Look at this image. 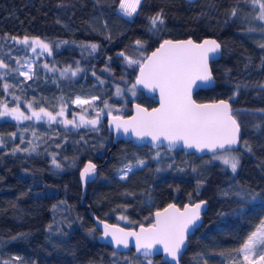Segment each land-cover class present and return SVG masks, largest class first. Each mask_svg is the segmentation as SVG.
Wrapping results in <instances>:
<instances>
[{
    "label": "trees",
    "instance_id": "16d2710c",
    "mask_svg": "<svg viewBox=\"0 0 264 264\" xmlns=\"http://www.w3.org/2000/svg\"><path fill=\"white\" fill-rule=\"evenodd\" d=\"M247 1L141 0L128 17L118 11L120 0H0V38L6 45L9 37H39L51 43V64L77 67L78 62L83 69L74 77L61 76L37 64L31 80L10 72L0 80V85L13 86H0V106L13 105L20 97L36 108L55 111L63 106L68 112L79 111L71 103L76 96L99 97L98 107L105 101L122 105L115 85L134 82L139 66L125 57L142 61L166 38L212 36L222 47L221 56L210 62L215 84L198 89L195 99H225L231 107L261 110L233 113L241 127L240 145L234 148L241 151L235 173L220 162L206 161L209 154L124 140L110 149L112 134L105 116L95 127L80 128L57 121L0 118V260L170 264L161 254L136 256L132 249L118 251L100 240L88 208L108 223L136 227L151 223L153 212L170 202L181 206L204 199L208 205L202 223L188 236L180 264H238L237 250L264 219V86L260 85L264 48L259 46L264 44V26L244 20L240 6ZM157 13L163 14L164 23L153 27L150 17ZM92 44L98 47L90 55L87 46ZM13 49L19 52L20 47L14 44ZM134 100L148 107L155 104L141 91L127 101L123 114ZM29 142L36 146L34 151ZM17 146L30 150L13 153ZM86 160L101 165L97 177L86 184L81 201L78 173ZM140 160L143 165L121 178L123 167ZM118 214L126 215L131 225L117 222ZM262 252L257 248L256 256Z\"/></svg>",
    "mask_w": 264,
    "mask_h": 264
},
{
    "label": "snow or ice",
    "instance_id": "6c2138e0",
    "mask_svg": "<svg viewBox=\"0 0 264 264\" xmlns=\"http://www.w3.org/2000/svg\"><path fill=\"white\" fill-rule=\"evenodd\" d=\"M141 0H122L121 9L131 16L136 12ZM250 2L258 6L259 15L257 19L264 22V0H250ZM232 16L236 15V9L232 10ZM150 23L153 27L157 24H163V14L157 13L150 17ZM9 39H16L9 37ZM21 45H26L33 52L37 48L51 54L52 47L40 40L38 37H23L18 40ZM139 45L141 42L136 41ZM264 48V44L259 45ZM90 48L91 55L97 49V45L92 44L87 46ZM221 45L216 40H204L197 44L192 40L172 42L165 40L159 48H157L151 56L145 61L133 60L131 57H125L129 64H138L140 75L136 79V84L132 86V93L135 95L136 85H144L151 91L159 92L160 107L152 109L149 112L140 105L136 106V115L129 120H123L120 117H112L111 123L115 125L117 131L123 130L128 133L130 130L138 138L151 137L153 141H167L171 148L176 144L183 143L186 148H194L198 151L205 149L215 153L218 149H225L226 146H233L239 143L240 126L235 116L231 105L226 100H220L214 104H197L191 96L193 84L199 80L201 82H210L212 74L209 68L210 54H215L220 51ZM118 55L124 56V53ZM19 67L9 69V65L0 59V69H9V72H0V80L8 76L10 72H15L23 76L26 80H31L35 74V69L31 61H25L23 64L19 60L16 61ZM43 68L49 71H56L55 68L49 69L47 64ZM83 71L78 65L73 68L71 65L60 70L61 76H76ZM95 75V73H93ZM4 89L13 87L8 83H2ZM116 94L121 95L122 90L117 87ZM99 97H91L90 99H82L76 97L71 103L81 106L82 112L87 113L88 105L95 111V118L88 119L85 114L79 115L77 121L76 115L72 119L66 118V109L61 106L59 111L53 115L45 108L40 107L38 111L32 110L31 115H25L17 107L9 109L6 105L0 110V117L10 116L13 119L37 121L47 120L49 123L55 122L57 117H65L59 120L60 124L73 125L76 128L84 126H97L100 123V116L104 109L95 110L94 102ZM29 108H33L32 103H28ZM107 101L104 102V108H108ZM264 111V110H262ZM28 129H24L27 131ZM13 136L16 134L13 133ZM35 136V133H33ZM0 143H3L0 140ZM31 145V142H29ZM35 145H31V150H35ZM29 148H20L17 146L12 151H29ZM249 151L251 149L249 148ZM159 156V152L157 153ZM218 160H222L223 164L230 167L235 173L239 167L240 161L236 156H216ZM143 165L144 161L137 162ZM53 164L59 168L60 164L53 157ZM127 171H131V165H126ZM96 165L89 162L83 169L81 175L87 178L90 174L95 173ZM123 171V170H122ZM127 171L124 176H127ZM124 178V177H121ZM239 195V193H237ZM255 199V197L253 198ZM205 202L197 203L193 206H185L183 211H180L175 205H168L163 212L155 213V223L148 228L141 227L139 232L125 231L114 225L103 223V236H111L117 246L125 247L129 244V237H135V246L137 252L143 250V255L147 258L157 244L163 245V249L174 260H178L181 248L185 245L189 230L198 226L200 221V211ZM124 219V217H121ZM51 228V226H49ZM264 249V219L256 227L245 240L243 245L237 250V255L240 257L238 264H264V252L256 256L257 247ZM221 255H224L221 253ZM17 259H19L17 257ZM147 264H151L149 260ZM233 264H237L233 261Z\"/></svg>",
    "mask_w": 264,
    "mask_h": 264
},
{
    "label": "water",
    "instance_id": "95a60500",
    "mask_svg": "<svg viewBox=\"0 0 264 264\" xmlns=\"http://www.w3.org/2000/svg\"><path fill=\"white\" fill-rule=\"evenodd\" d=\"M216 40L219 44L220 42L212 37V36H207V37H204L200 40H194L192 37H187V38H178V39H172V38H166L164 40H162L152 51H150L142 60L145 61L147 57L151 56V54L157 49L160 47V45L165 41V40H169V41H172V42H177V41H187V40H192L194 43H197V44H200L202 43L204 40ZM221 45V44H220ZM221 53H222V47L220 48V51L218 53H215V54H210V58H209V61H208V64H209V68H210V71H211V67H210V62L213 61V60H216L218 59L220 56H221ZM211 74H212V78H211V81L210 82H201L199 80H197L193 86H192V90H191V96H192V99L197 103V104H214V103H218L220 100H225V99H216V100H204V101H199V100H196L195 97H194V94L195 92L198 90V89H202V88H210V87H213L214 84H215V78L213 76V73L211 71ZM140 75V68L138 66L137 68V71H136V75H135V78H134V82L136 84V79L137 77ZM147 97H151L155 104L148 107L136 100L134 101H131V104H130V110L127 114H108L105 116V126H106V129L108 132H110L112 134V145L110 147L113 148L115 147L116 143L119 141V140H124V141H130L132 142L133 144L135 145H148L152 148H157V147H164L168 150H183L185 153H195L196 155H204V154H210V153H213L212 151H209L207 149H205L204 151H198L194 148H186L183 143H179V144H176L175 146L173 147H169L168 146V143L167 141H160V142H157V141H153L151 139V137H144V138H138L135 136V134L130 130L128 133H124L123 130L121 129L120 131H117L116 128H115V125L111 123L112 121V117L114 116H117V117H120L122 118L123 120H129L131 117L135 116L136 115V106L137 105H140L142 108H145L147 109L149 112L152 111V109L154 108H159L160 107V97H159V92L158 90L157 91H151L150 89H148L147 87H145L144 85H136ZM227 101V100H226ZM229 102V101H228ZM230 104V103H229ZM232 110H233V113L235 111H239V110H256V111H261V110H257V109H248V108H245V107H231ZM263 112V111H262ZM237 120V119H236ZM238 122V121H237ZM240 126V125H239ZM240 138H241V127H240V132H239V143L237 145H233V146H226L225 149H230V148H237L239 145H240ZM225 149H218L216 152L218 151H221V150H225ZM110 157V155L108 154L104 161L101 163L102 165H104L108 158ZM93 163L96 165V171L95 173H92L90 174L87 178H84L82 177L81 173L84 169V167L89 163ZM99 163H96L92 160H86L83 165L81 166V168L79 169V173H78V177H79V181H80V184H81V187H82V196H81V201H82V198L85 194V190H86V184L92 180H94L97 175H98V169L100 167ZM205 202L201 208V211H200V221H198V226L199 227L202 223V220H203V213L204 211L206 210L207 208V201L204 200V199H200V200H196L194 202H186L184 203L183 205H178L174 202H170L168 204H166L165 206H163L162 208H158L156 209L153 214H152V222L149 223V224H139L137 225L136 227H126V226H122L120 224H117V223H108L102 219H99L89 208H88V211H89V214L91 215L93 221H94V224L96 225V227L100 230V233L98 234V237L100 240L102 241H105L107 242L112 248H114L115 250H120V251H124V250H128V249H132L134 254L136 256H144L143 255V250H141L140 252H137L136 250V246H135V237H129V244L127 247L123 246V245H120V246H117L115 244V242L113 241L112 237L109 236V237H104L103 236V223H101V221H103L104 223L108 224V225H114V226H117L119 228H122L124 229L125 231H135V232H139L140 231V228L141 227H144V228H148L150 225L154 224L155 223V213L156 212H163V210L165 208L168 207V205L172 204V205H175L178 209H180V211H183L185 206H193L197 203H201V202ZM197 227H194L192 229L189 230V233H188V236L191 235L195 229ZM188 236H187V239L185 241V245L181 248V251L179 253V258L178 260H174L167 252L164 251L163 249V245H160V244H157L155 246V248L151 251V254L148 256H154V255H159L161 254L162 255V258L167 261L168 263L170 264H180V258L181 256L183 255V253L185 252V249L188 245Z\"/></svg>",
    "mask_w": 264,
    "mask_h": 264
},
{
    "label": "rangeland",
    "instance_id": "374dc122",
    "mask_svg": "<svg viewBox=\"0 0 264 264\" xmlns=\"http://www.w3.org/2000/svg\"><path fill=\"white\" fill-rule=\"evenodd\" d=\"M121 2H122V0H120V3L118 5V11L121 14H123L125 16H128L121 9ZM128 2H132V0H128ZM240 7L242 8V11H243L242 17L244 18L245 21H247L249 23H252V24H261V25L264 26V22H262V21H260V20L257 19V16L259 15V8H258V6L253 5L250 2V0H249L244 5H241ZM128 17H130V16H128ZM22 38L23 37H21V38L18 37L16 39H10V44H8V45L5 44V39L0 38V59H3L4 62L9 65V69H15V68H17V67L20 66V65L17 64V62H16L17 60H19L21 64H23L25 61H31L34 68H35V66L37 64H41V65L47 64L49 66V69L55 68L56 69V72L59 73V74H60V70L61 69H64L65 67L68 66V65L57 66L55 63H52L51 64L49 62V58L51 57V54H49L47 52H44L40 48H37L36 51L33 52L29 46L21 45V44L18 43V40L19 39H22ZM30 38H33V37H30ZM39 39L42 40V41H44L45 43H48L51 46V43L50 42H48V41H46L44 39H41V38H39ZM14 44H16V45H18L20 47L19 52L14 51V49H13V45ZM73 68H75V67H73ZM9 69H0V72H6ZM134 84H135V82H131L130 84H128L126 86L118 85V84L115 85V94H116L117 87H119L122 90V94L121 95H117L116 94L117 97L123 98V102L124 103L122 105L108 104L109 107L108 108H104V106L103 107H98L95 104V102H94V108H95V110L104 109L103 114L100 116V120L102 119V117H104V116H106L108 114H117V113L123 114V112H125L126 110H128L127 101L136 99V97L141 92V90L136 86V88H135V95H133L131 89H132V86ZM260 85L261 86H264V80L260 83ZM76 97H81L82 99H90L91 98V97H82V96H76ZM125 98H127V100L124 101ZM29 102L30 101L23 100L20 97H16L15 103L13 105H8L7 103H2V105L0 106V110H2V106L3 105H6L9 109H12V108L17 107V104H18L20 110L22 112H24L25 115H31V112H32L33 109H35L36 111H38L39 108H36L34 106H33V108H29L28 107V103ZM74 105H76V104H74ZM76 106H78L80 108L79 111L72 110V111L68 112L67 108H65L66 109V118L67 119H72L74 114L76 115L77 121L79 120V115L80 114H85L88 119L95 118V111L93 110L92 107H89L88 105H85L84 107L88 108V112L87 113H83L82 112V109H81V106H79V105H76ZM59 109H57L55 111H50V110H47V111H49L53 115H55L59 111ZM0 118L13 119L10 116L0 117ZM64 118L65 117H57V120L56 121L59 122V120L64 119ZM13 120H15V119H13ZM33 120H35V119H33ZM20 121H22V120H20ZM45 121H47V120L45 119ZM66 126H72V127H74L73 125H66ZM240 152H241L240 150H236L234 148L221 150V151H218V152H215V153H210L211 155L209 154L210 156H208L206 158V161H217V162H220V163L223 164L222 160H218V159L215 158L216 156H236V157L239 158V161H240ZM128 165H131L132 166L131 169H133L136 166H140L137 162L135 164H128ZM224 166H226V165H224ZM226 167L229 168V169H231L228 166H226ZM125 171H127V168L126 167H123L120 170L119 175L121 177H123ZM127 172H129V171H127ZM121 217H124V219H121ZM115 219H116L117 222H119L121 224L131 225V221L124 214H118V215H116ZM257 248H260V247L258 246ZM0 264H7V262H4L3 260H0Z\"/></svg>",
    "mask_w": 264,
    "mask_h": 264
},
{
    "label": "bare ground",
    "instance_id": "6f19581e",
    "mask_svg": "<svg viewBox=\"0 0 264 264\" xmlns=\"http://www.w3.org/2000/svg\"><path fill=\"white\" fill-rule=\"evenodd\" d=\"M210 155H211V154H210ZM210 155H209V156H210ZM185 253H186V252H185Z\"/></svg>",
    "mask_w": 264,
    "mask_h": 264
}]
</instances>
